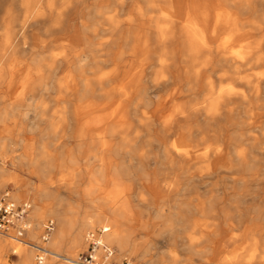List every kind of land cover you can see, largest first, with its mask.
<instances>
[{
    "label": "bare ground",
    "instance_id": "6f19581e",
    "mask_svg": "<svg viewBox=\"0 0 264 264\" xmlns=\"http://www.w3.org/2000/svg\"><path fill=\"white\" fill-rule=\"evenodd\" d=\"M171 79L185 82L187 89L167 92V100L196 96L172 108L165 101L156 106L152 95L166 92ZM199 87L203 92L197 96ZM25 109L42 121V136L56 140L41 143L36 158L29 146L26 157L12 164L27 162L34 167L30 175L41 180L39 165H49L51 154L64 147L73 156L67 180L83 187L80 200L106 208L77 220L71 246L85 250L83 234L98 227L108 229L106 244L121 251L129 246L132 254L150 252L147 239L127 237L133 222L127 190L94 197L102 182L116 190L123 186L132 168L154 186L165 181L157 167L171 169L172 179H164L184 190L207 184L217 189L227 182L231 192L219 196L217 189L208 213L264 221V192L248 188L264 175V0H0V136L7 121L19 122ZM256 130L262 138L251 135ZM204 137L211 154H198ZM3 173L0 167V189L12 184L14 201L24 198V188L32 191L30 213L38 226L43 213L37 202L50 193ZM154 212L162 216L161 210ZM55 217L47 264L57 259L60 241L76 223ZM253 234L264 237V225L254 227ZM12 241L0 237V247L14 246ZM252 246H260L259 254L218 264H264V239ZM17 249L18 261L30 264L31 252ZM74 257L64 256L65 264Z\"/></svg>",
    "mask_w": 264,
    "mask_h": 264
},
{
    "label": "rangeland",
    "instance_id": "374dc122",
    "mask_svg": "<svg viewBox=\"0 0 264 264\" xmlns=\"http://www.w3.org/2000/svg\"><path fill=\"white\" fill-rule=\"evenodd\" d=\"M53 1L57 2L58 0ZM157 69L158 68H156V70ZM153 71L154 69L151 70L150 73L152 74ZM151 78L149 79L151 80ZM216 78H213V80L217 81ZM225 79L226 78H223L222 80ZM168 81L167 88L165 89L166 92H160L155 94V96L152 95L156 102V106L165 101L168 102V107L172 108L174 105L185 100L190 101L196 96L189 94L186 97L184 95L185 97L183 96L182 99H179L178 96H174L173 98L175 100H167L165 98L168 94L167 92L174 89H187L184 87L185 82H182L183 85L181 86L178 82L179 80L171 79ZM224 85L226 84H223V86ZM231 86L232 85H228L227 88ZM202 92L203 88L199 87L197 96L201 95ZM19 114L21 115L19 122L18 120L14 123L7 121L5 124L7 132L0 136V145L4 151V157L0 158V167L4 171L2 175L4 177L16 175L22 178L24 182L32 184L34 187L42 186L50 194L48 198L37 202L43 213V217L38 219V226L37 222L33 221L30 213L29 220L33 225L24 238L22 240L13 238L12 243L14 246L0 247V264H12L11 259H18L19 253L13 254L18 250V246L31 252L32 259L30 264H35V252L31 248V245L39 243L40 236L43 232L42 226L47 221H53L56 229V215H62L66 220L70 219L76 222L74 223L75 227L67 231L60 241L57 259L54 258L53 262L50 263L65 264L63 259L64 256L71 252V254L75 256L72 259L74 260L79 254L84 253L86 250L78 246H71V241L76 233L75 231H77L75 229H78L77 220L79 219L81 221V219L90 212L101 214L106 208L99 205V207L92 206L91 208L89 204L90 200H80L78 192L83 187L71 184L67 180L66 169L68 167H73L71 162L73 156L71 152H67L64 147L57 153L51 154L52 156L47 159L49 165H45L46 163H41L39 165L40 172L42 173L40 177L41 180L33 178L32 174V176L30 175L29 171L34 170V167L30 166L27 162L21 165L12 164L13 161L23 160V158L26 157L25 150H27L29 146L35 148L33 149L35 151H32L31 158H36L38 155L37 147L40 146L41 143H51L56 140L54 135L49 137V139L42 136V121L39 120L38 122V120H33L30 110H21ZM251 135L256 139H260L263 133L256 130L254 133H251ZM175 140V137L172 138L173 142H175ZM201 143L202 145L198 148V154H211L209 150H206L210 144L208 138L204 137ZM157 149H155L154 154L156 157L159 155L158 159H156L159 166H162L161 154ZM157 168H154V171L158 172L155 173L165 180L161 184L155 186L154 184L150 185L148 181L146 182V178L141 176L143 173L139 168H132L129 172L130 175L122 180L123 186H120L117 190L114 185L102 182L98 185L96 193H94V197L99 198L106 195H113L115 191H122V189L125 191L127 190L124 197L128 198L130 201L132 208L130 215L133 219V222L129 224L132 228L131 233L128 234L127 237L130 241H143L147 239V241H150L152 244V249L150 248L151 250L147 254H142L140 251H136L135 254H132L130 253L131 249L129 246L121 251L117 247L115 248V245H109L104 242L115 252L113 258L114 263H120L122 260L127 259L133 261L135 264H148L150 261L153 262L152 264H218V261L222 259L235 257L243 260L248 259L254 252L259 254L260 246L253 247L252 241L261 242L264 237L253 234V228L257 225H264V221L252 220L246 217L242 218V220H236L232 217L224 219L222 216L214 217L208 213L212 208V203L217 200V189H219V196L224 190H229L228 193L231 192L229 183L223 181L216 185L217 189H214L213 185L207 184L184 190L181 186L175 188L168 183L173 177L171 169ZM258 177L260 179L257 184L258 186L252 182L248 185V188L250 191L257 189L258 191L264 192V175L259 174ZM140 181L144 182L140 183ZM239 189L238 187V190ZM4 192H9L10 195H12V193L15 192L12 184L8 183L5 188L0 189V196ZM23 194L24 198L15 202H29L31 204L30 198L33 196L32 191L24 188ZM140 200H143V205L140 204ZM246 201L250 202L251 196L246 198ZM147 204L151 206L149 210L147 209L148 211L146 210ZM215 208L216 210L219 209L220 205H216ZM32 209L33 207L31 205V211ZM48 210L52 211L53 215L48 214ZM158 210H161L162 216L155 215L157 212L154 211ZM105 217H109V215ZM228 224L232 225L231 229L227 228ZM214 225H216L215 228L213 227ZM140 226H143V228H138ZM98 229V227H95L94 230L88 231L87 233L95 232ZM123 229H125V227H123ZM207 233L209 236L204 237L203 235ZM83 235L86 238V235ZM5 237H7V239L12 238L10 236ZM230 237H238V240H236V243L229 244L227 242ZM45 247L50 251L49 246L45 244ZM49 258L50 257L46 258L44 264L48 263Z\"/></svg>",
    "mask_w": 264,
    "mask_h": 264
},
{
    "label": "built area",
    "instance_id": "2783aa9c",
    "mask_svg": "<svg viewBox=\"0 0 264 264\" xmlns=\"http://www.w3.org/2000/svg\"><path fill=\"white\" fill-rule=\"evenodd\" d=\"M31 205L29 202H15L9 192L0 196V237L10 236L16 240H22L31 228L29 214ZM43 232L39 243L31 245L35 252L34 263L44 264L48 256L45 244L49 241L55 229L54 222L49 220L43 224ZM108 229L100 228L86 235V250L78 255L72 264H135L131 260L124 259L120 263H114V250L102 241V236Z\"/></svg>",
    "mask_w": 264,
    "mask_h": 264
},
{
    "label": "crops",
    "instance_id": "0c3cea01",
    "mask_svg": "<svg viewBox=\"0 0 264 264\" xmlns=\"http://www.w3.org/2000/svg\"><path fill=\"white\" fill-rule=\"evenodd\" d=\"M11 262H12V264H20L17 258L11 259Z\"/></svg>",
    "mask_w": 264,
    "mask_h": 264
}]
</instances>
